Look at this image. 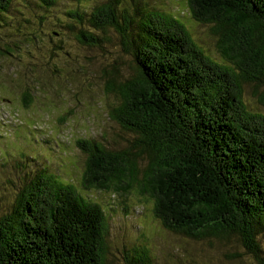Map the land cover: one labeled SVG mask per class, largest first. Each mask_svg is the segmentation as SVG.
<instances>
[{"label":"trees","instance_id":"obj_1","mask_svg":"<svg viewBox=\"0 0 264 264\" xmlns=\"http://www.w3.org/2000/svg\"><path fill=\"white\" fill-rule=\"evenodd\" d=\"M183 1L220 37L224 62L206 55L180 18L145 0H102L88 19L68 14L90 28L79 33L81 44L97 45L99 33L113 31L139 72L123 76L115 61L103 81L118 97L109 118L136 139L126 149L133 153L77 141L88 156L84 187L123 183L130 192L140 184L165 230L233 243L241 255L232 260L264 264V115L243 97L245 86L264 89V0ZM10 8L0 0V17ZM139 157L146 166L135 183ZM106 241L100 205L45 170L23 175L0 214V264H111ZM122 262L157 264L142 246Z\"/></svg>","mask_w":264,"mask_h":264},{"label":"rangeland","instance_id":"obj_2","mask_svg":"<svg viewBox=\"0 0 264 264\" xmlns=\"http://www.w3.org/2000/svg\"><path fill=\"white\" fill-rule=\"evenodd\" d=\"M100 1L10 0L9 13L0 17V214L12 205L23 175L45 170L103 209L111 264H123L125 253L139 246L148 248L157 264H252L247 257L232 260L241 255L233 243L194 241L165 230L152 213L153 202L139 194L140 184L130 192L121 191L123 183L115 184L119 190L85 189L88 156L77 141L127 153L136 141L109 118L118 97L103 83L115 61L123 76L139 75L133 57L121 51L111 30L99 33L97 45L81 44L79 33L88 35L90 28L68 16L75 12L88 19ZM145 1L180 18L205 54L224 62L220 37L191 18L185 1ZM244 89L248 106L264 115V89ZM139 162L135 183H141L146 166L144 158Z\"/></svg>","mask_w":264,"mask_h":264}]
</instances>
